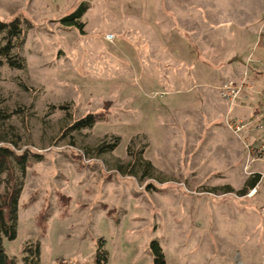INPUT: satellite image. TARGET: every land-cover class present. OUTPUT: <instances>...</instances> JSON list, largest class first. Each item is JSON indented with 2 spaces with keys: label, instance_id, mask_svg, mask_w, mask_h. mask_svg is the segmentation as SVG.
Returning a JSON list of instances; mask_svg holds the SVG:
<instances>
[{
  "label": "rangeland",
  "instance_id": "1",
  "mask_svg": "<svg viewBox=\"0 0 264 264\" xmlns=\"http://www.w3.org/2000/svg\"><path fill=\"white\" fill-rule=\"evenodd\" d=\"M83 1L81 31L62 18ZM192 1L0 0L1 20L28 21L27 68H0L1 144L19 135L17 152L43 158L24 177L17 237L4 240L16 264L28 241L40 242L42 264H96L102 239L106 264H155V240L167 264H264V189L225 191L242 189L246 166L262 172L264 162L251 166L221 94L227 81L243 83L238 104L251 109L241 113L258 108L264 124V0H195L202 21L210 11L218 19L206 52L183 25ZM61 104L70 112L53 108ZM88 113L105 117L64 134ZM252 134L253 146L264 143V132ZM113 135V152L87 154ZM130 146L144 150L155 178L115 168L131 160Z\"/></svg>",
  "mask_w": 264,
  "mask_h": 264
},
{
  "label": "trees",
  "instance_id": "2",
  "mask_svg": "<svg viewBox=\"0 0 264 264\" xmlns=\"http://www.w3.org/2000/svg\"><path fill=\"white\" fill-rule=\"evenodd\" d=\"M89 8L87 1L81 2L78 7L69 15L62 18V21L69 26L79 25L84 30L82 18ZM28 21L20 16L12 20L0 19V68L9 66L13 69L25 70L27 60L20 53L26 40V23ZM53 108L70 112L68 104L56 105ZM15 114V113H14ZM11 118L12 115H8ZM105 117L104 113H88L87 115L74 120L64 129V134L71 135L74 132H81L85 129H92L96 123ZM12 144L3 145L7 141L6 135L0 126V264H16L15 258L9 256L4 248V240H13L18 234V222L20 212L21 191L24 184V177L32 160H42L41 154L33 153L31 150L17 152L20 145V136L15 135ZM111 140H103L95 146L88 147L87 154L90 157H98L105 153L113 152L120 144L121 137L113 135ZM128 155L131 160L128 162L119 161L116 164L123 175L135 176L140 182L155 178V169L152 162L144 157V150L138 151L133 146L128 148ZM16 168L19 174L16 173ZM5 175V177H3ZM260 173H253L245 182L244 187L237 191L240 196L246 195L249 190L255 188L259 182ZM226 192H235V189L228 185ZM152 252L155 264H167L165 253L158 241H152ZM24 264H42L40 242L28 241L24 247ZM109 260V252L105 248L104 240H100L95 255L96 264H106Z\"/></svg>",
  "mask_w": 264,
  "mask_h": 264
},
{
  "label": "built area",
  "instance_id": "3",
  "mask_svg": "<svg viewBox=\"0 0 264 264\" xmlns=\"http://www.w3.org/2000/svg\"><path fill=\"white\" fill-rule=\"evenodd\" d=\"M112 37L113 35H108V39H112ZM243 88H244L243 83L237 84L228 81L223 85V87H221V94L230 104V108L238 105L241 99ZM226 123L227 126L237 134V136L241 137L243 135L242 142L249 151V156L252 159L251 166L253 163L259 160L262 159L264 160V143H260L257 146H253L252 139L249 135V127L252 124V121H246L241 117L231 118L230 114H228L226 115ZM256 127L257 129H264V124L259 123ZM249 169H250V165H247L246 171L248 172V174L256 173V172H251ZM260 188L264 189V172L260 173V179L257 186L249 190L247 195L251 197L254 196Z\"/></svg>",
  "mask_w": 264,
  "mask_h": 264
},
{
  "label": "crops",
  "instance_id": "4",
  "mask_svg": "<svg viewBox=\"0 0 264 264\" xmlns=\"http://www.w3.org/2000/svg\"><path fill=\"white\" fill-rule=\"evenodd\" d=\"M182 3L183 2H180V4H182ZM195 3H196L195 0H193L192 1V4H191V7L193 8L192 10H187V11H184L183 10V12H181V13L190 15L189 17H187L186 23L183 22V25H184V28L186 27L185 29L191 28L192 31H194V33L197 32V34L199 36V39H200L199 40V45L202 46L204 52H206L208 50V48H211L212 47V41H213V39H212V33L209 32V31L213 30V24L214 23H217L218 22V19L215 16L216 13L211 12V11L210 12H206V14H208V17H206L205 19H203L207 23V25H205V29H204L202 27L203 26L202 25V22H204V21L201 20L202 19L201 14H202L203 11L199 7H196L195 6ZM212 73H214V72H212ZM214 76H216V73H214ZM218 87H217V89H218ZM235 107H232V110ZM249 108L251 109V106L250 105L248 107V105H246L244 103V101L241 102L240 104L237 105L238 112L237 113H234L233 114L234 115L233 117H241V118H243V119H245L247 121H252V125L250 126V130H249V135H250L251 139H253L254 138L253 137V134H252L253 131H254V133L258 134L260 132H264V129H257V127H256L257 126L256 123L259 122V118L258 117L261 115V114H259L261 112H259L258 108H256L253 111H251L248 115L241 113V111L245 113V110L246 109H249ZM232 110H231L230 114L232 113ZM260 143H263V142H257L256 145H258ZM258 162H264V161H257L256 163H258ZM262 172H264V171H262ZM256 173H261V172H257L256 171ZM246 180H245V182H246ZM245 182H244V185H245ZM232 187L234 188V186H232ZM234 189L238 191L241 188L235 187Z\"/></svg>",
  "mask_w": 264,
  "mask_h": 264
}]
</instances>
